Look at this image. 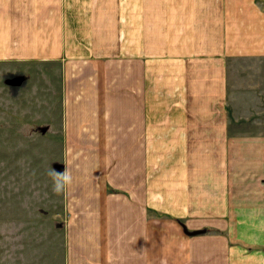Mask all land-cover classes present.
<instances>
[{"label": "crops", "instance_id": "0c3cea01", "mask_svg": "<svg viewBox=\"0 0 264 264\" xmlns=\"http://www.w3.org/2000/svg\"><path fill=\"white\" fill-rule=\"evenodd\" d=\"M245 58H264V0H0V139L59 172L73 153L63 264H264Z\"/></svg>", "mask_w": 264, "mask_h": 264}, {"label": "rangeland", "instance_id": "374dc122", "mask_svg": "<svg viewBox=\"0 0 264 264\" xmlns=\"http://www.w3.org/2000/svg\"><path fill=\"white\" fill-rule=\"evenodd\" d=\"M229 70L231 82L252 78L264 97V58L231 61ZM259 115L243 126L245 132H264ZM30 141L0 139V264H63V194L52 192L51 168L42 165L37 140ZM246 221L258 223L252 215H238L240 230L249 226Z\"/></svg>", "mask_w": 264, "mask_h": 264}, {"label": "clouds", "instance_id": "9594fccd", "mask_svg": "<svg viewBox=\"0 0 264 264\" xmlns=\"http://www.w3.org/2000/svg\"><path fill=\"white\" fill-rule=\"evenodd\" d=\"M72 156L73 153L71 148L66 147L64 151V160L62 161V163L65 165L64 171L59 172L52 168L48 172V175L52 181V192L57 196L65 193L73 183V176L71 171L69 170V158ZM161 264H167V262L162 261Z\"/></svg>", "mask_w": 264, "mask_h": 264}, {"label": "trees", "instance_id": "16d2710c", "mask_svg": "<svg viewBox=\"0 0 264 264\" xmlns=\"http://www.w3.org/2000/svg\"><path fill=\"white\" fill-rule=\"evenodd\" d=\"M196 232H201V231H194V232H191V231H190V233H196Z\"/></svg>", "mask_w": 264, "mask_h": 264}]
</instances>
